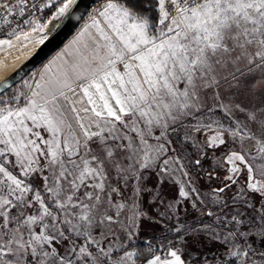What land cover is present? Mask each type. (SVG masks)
Here are the masks:
<instances>
[{
  "label": "snow or ice",
  "instance_id": "6c2138e0",
  "mask_svg": "<svg viewBox=\"0 0 264 264\" xmlns=\"http://www.w3.org/2000/svg\"><path fill=\"white\" fill-rule=\"evenodd\" d=\"M75 4L0 0V14L10 24L9 16L23 17L27 8H54L46 23L23 21L43 32L48 24L56 27L53 22L68 16ZM89 19L71 44L81 45L85 35L90 43L76 48L73 61L65 58V48L45 67L50 72L61 61L54 78L45 80L42 74L43 84L28 85L30 95H0V264H135L139 254L113 249L115 233L101 230L116 224L130 238L137 218L146 215L135 200L130 206L116 202L120 188L113 178L126 183V174L135 170L125 165L131 158L126 151L146 149L157 157L175 153L169 134L182 128L184 143L192 133H213L203 145H193L202 156L229 140L256 149L241 147L226 156L224 163L232 167L211 190L212 208L205 206L203 213L215 225L175 228L182 245L189 243L185 232H206L225 247V255L216 258L221 264H264V247H254L256 236L264 246V0H104ZM14 33L15 28L8 36ZM3 44L11 47L10 40H0ZM240 95L254 106L226 98ZM25 96L27 103L18 106ZM217 111L225 118L243 113L247 123L225 127L214 119ZM149 138L157 144L150 145ZM180 159L174 162L187 177ZM168 163L163 160L161 172H167ZM194 163L202 166L201 158ZM244 173V185L229 196ZM188 184V190L180 184L178 196H194L203 204ZM134 191L139 195L142 189L137 185ZM254 194H259L257 203L251 202ZM129 208L131 217L122 221ZM157 252L151 251L144 264H188L180 248L166 245Z\"/></svg>",
  "mask_w": 264,
  "mask_h": 264
},
{
  "label": "rangeland",
  "instance_id": "374dc122",
  "mask_svg": "<svg viewBox=\"0 0 264 264\" xmlns=\"http://www.w3.org/2000/svg\"><path fill=\"white\" fill-rule=\"evenodd\" d=\"M54 11H55V9L51 10L48 15H43L41 18H39V20L46 23L48 20L51 19V16H52ZM61 20L62 19L54 21L53 23L57 26ZM32 28H33V25L30 24L28 27H26L23 30H20L19 32L13 34L12 36L0 38V40H5V38L13 40L17 36H19V34H25L28 32L32 33V35L30 36L31 38L29 37V38L19 42L15 46L9 47L8 49H6V51L7 52L17 51V50H20L21 48H24L25 46H28L30 44L31 45L34 44L36 47L37 44L41 41L42 37L45 38L52 30L55 29V27L53 28L52 24H48L47 27H45V29L43 30V32H41L39 30L33 31ZM49 29H52V30L49 31ZM26 75L22 79H20L16 83H14L7 90L2 92L0 95H2L4 99H8L13 94H16V93L18 94L19 91L23 88V83H24V80L26 78ZM260 97H261V99H264V93H261ZM226 98L231 99L234 102L242 103L243 105H245L248 108H252L254 106L251 99L247 95L227 96ZM16 103L18 106H20L18 104V101ZM256 106H259V101L256 102ZM214 119H221V122L224 124L225 127H228L229 125H235L236 122H240L241 124L247 123L246 116L240 112H236L234 117L225 118L224 114L222 112L217 111ZM249 127H251L253 131H256L255 125L249 124ZM184 131H185V129L182 128L179 131V133H170L169 138L175 141V137H179V138L182 137L184 135ZM211 134H213V133H211V132L192 133V135L190 136V138L188 139L187 142L190 143L191 145H197V142H199V145H203L206 136L211 135ZM134 143H135V146L137 148H140V145L138 142H134ZM228 143H229V145L227 147L228 151H224L222 154L214 153L213 157H212V161H215L217 163V165H218V162L222 165L221 167H217L220 170H211L209 168L203 169L206 176H208L209 172L213 173L212 178L216 179V181L219 182L218 183L219 186H220L221 178L224 175L228 174L227 169L232 167V165L224 163L226 156L228 154H230L231 151H239L241 147H243L245 149V151H251L253 153L256 151L255 147H252L251 149L249 148L248 142H245L243 145H241L239 143V141H237L236 143H232V141L229 140ZM149 144L155 146L157 144V142L154 139L149 138ZM196 149L201 151V148L199 146H196ZM145 151H147V154L149 157L148 159H144ZM184 153H185L184 151L181 152V154H184ZM124 155L131 157L129 160L125 161V165L131 166L135 170H134V172H132L130 174H126L127 175L126 183L124 180H119V182L117 183L115 178H113V186H118L120 188V194L116 196V202L127 203L130 206L133 200L136 201V203L138 205L137 210L139 212L146 214L143 218H140V217L137 218L136 223L138 225H139L140 220L143 222H149V223L155 224L157 222L167 221L169 219L174 218L172 220L174 222L175 221V209H176V207H173L172 209L169 210L167 206L169 204L174 203V201L177 199L172 198V193L170 190H172V192H174V194L178 195V189H179V186L181 183L184 184L185 190H188V188H189L188 181L189 180L191 181L190 186L195 187L197 189V186L194 184L195 179L190 178V177H192L190 175V173L188 172L189 175L187 177H184L182 172L179 171V165L174 162V158L178 156L177 153L176 152L173 153V152L169 151V152L164 153V154L160 155L159 157H157V155L154 151L142 149L136 154H133L131 152L126 151V152H124ZM164 159H169V163L166 166L168 169L167 172H161L160 171V169L162 167H165L163 165ZM257 163H260V161H257ZM140 164H148L149 166L147 168H140L139 167ZM180 164H182L181 161H180ZM184 170H185V168H184ZM245 176H246V173L241 175L239 183L237 185L233 186L231 192L228 193L229 196L232 193H234L239 187L244 185V183H245L244 177ZM137 185H139V187L143 191V192L141 191L139 195H137L136 192L134 191L135 188L137 187ZM167 188L169 189L168 192L166 191ZM211 190L212 189H208L210 197H211ZM197 191H198V189H197ZM142 194H144L146 197V204L151 205V210H148V207L145 204L143 205L141 203L142 202L141 201ZM254 196L256 197V195H254ZM157 197H159V199ZM258 197H259V194H258ZM189 199H190V203H192V198L190 197ZM211 200H212V197H211ZM258 200H260V197L258 198ZM161 201H163V203H161ZM257 207H259V204L257 205ZM131 215H132V213H131L130 208L126 209L121 214L120 219L122 221H125L129 217H131ZM137 229L138 228H133L131 230L132 234H131V237L129 238V237H127L126 233L120 231L119 225H116V224H113L110 226L101 225V230L104 231L105 233H108V232H114L115 233L114 236L110 237L111 246L113 247V249L121 248L125 245L126 242L135 238V236L137 235ZM253 231H255V229H253ZM203 233L205 236H209L208 233H206V232H203ZM219 233L221 235L226 234V233H221V232H219ZM116 237H119V238L117 239ZM258 238H260V237L259 236L254 237V241H256ZM172 247H174V246H172ZM262 247H264V246H261V248ZM123 250L134 252L133 249H123ZM225 253H226V250L224 247L223 248V256L225 255ZM158 254H161V252ZM118 255H122V251L119 252ZM145 260H143L140 264H144ZM219 262L221 263V261H216L215 264H217ZM129 264H131V261L129 262ZM237 264H239V262H237Z\"/></svg>",
  "mask_w": 264,
  "mask_h": 264
},
{
  "label": "trees",
  "instance_id": "16d2710c",
  "mask_svg": "<svg viewBox=\"0 0 264 264\" xmlns=\"http://www.w3.org/2000/svg\"><path fill=\"white\" fill-rule=\"evenodd\" d=\"M52 9H46L43 15H48ZM228 145L229 143L217 148L205 149L207 155L202 156L201 151L197 150L196 147L188 142H182L179 137H175V144L173 147L177 149L176 153L181 157L180 161L184 165L185 170L192 176L190 178L195 179L194 184L197 186L198 192L204 203L201 204L199 201H196L194 196L191 197L192 203H190V199L184 200L170 190L172 198L181 201L175 209V221L173 222L172 220L174 218H172L154 224L140 220L135 238L129 240L123 247L118 249H133L135 253H138V258H133L135 264H140L143 260L149 258L151 251L160 249V252H163V246L166 245L180 248L188 257V264H192V261H197V264H204L205 260L210 262V264L213 261H220L216 258L223 256L224 247L222 243L211 240L209 236H205L203 232L194 234L189 231L184 234V238L187 239L189 243L187 246H183L175 228L179 227L183 231L184 229L191 228L200 229L202 225H215L214 218L208 217L203 213L207 208H212V200L208 189L218 187L219 182H217L216 179H210L209 176H206L203 169L220 170L217 168V163L212 161V157L214 153L222 154L224 151H228ZM182 151L185 153L181 154ZM196 158H201L202 166L195 165L194 160ZM166 191L168 192L169 189L167 188ZM143 195L144 194H142L141 199L142 202H140L143 205L145 204L148 210H151V205L146 204V197ZM254 195H256V197L253 196L252 203H257V201H259L258 194ZM194 201L197 205L195 208L192 206ZM205 206H207V208ZM217 231L225 233V230L220 228H217ZM261 246L260 238H258L254 242V247L259 250ZM160 252H157V254ZM217 264L221 263L219 262Z\"/></svg>",
  "mask_w": 264,
  "mask_h": 264
},
{
  "label": "water",
  "instance_id": "95a60500",
  "mask_svg": "<svg viewBox=\"0 0 264 264\" xmlns=\"http://www.w3.org/2000/svg\"><path fill=\"white\" fill-rule=\"evenodd\" d=\"M101 0H76L70 14L58 23L34 50L11 72L0 80V94L22 79L29 71L54 51L76 28L88 10Z\"/></svg>",
  "mask_w": 264,
  "mask_h": 264
},
{
  "label": "crops",
  "instance_id": "0c3cea01",
  "mask_svg": "<svg viewBox=\"0 0 264 264\" xmlns=\"http://www.w3.org/2000/svg\"><path fill=\"white\" fill-rule=\"evenodd\" d=\"M104 2V0H101L100 2L95 3L91 9L88 10L84 18L78 23L76 28L72 31V33L54 50L52 51L48 56H46L41 62H39L34 68H32L29 73L26 75V78L23 83V88L19 91H23L27 93L28 95L31 94L32 89H35V84L37 81L40 83H44V81L40 80L41 75L43 74L45 77V80L54 78L56 74H58V68L57 65L61 63V61L57 60L55 64L52 65L50 72H45V67L49 65L50 61H53L54 58L57 57L58 54L64 53L65 48H68V53L65 56V58L71 62L77 57L76 48L81 47L84 42L90 43L88 40V36L85 35L82 38L81 45H72L71 42L74 40V38L77 36V34L81 31L82 28L85 27L86 24H89L90 21V15L95 12L96 9L100 7V5ZM90 32L95 34V29H89ZM71 45V46H70ZM27 82V83H26ZM32 85V89L28 87V85ZM17 94V93H16ZM27 103V96L20 97L18 104L20 106H24Z\"/></svg>",
  "mask_w": 264,
  "mask_h": 264
},
{
  "label": "bare ground",
  "instance_id": "6f19581e",
  "mask_svg": "<svg viewBox=\"0 0 264 264\" xmlns=\"http://www.w3.org/2000/svg\"><path fill=\"white\" fill-rule=\"evenodd\" d=\"M31 35L32 33L28 32L27 38H29ZM27 38H25L24 34H19V36H17L13 40L7 38H5V40H10L11 47H13ZM8 48L9 46L7 44L0 45V80L14 68H16L34 50L35 45L30 44L28 46H25L24 48H21L20 50L12 52H7L6 49Z\"/></svg>",
  "mask_w": 264,
  "mask_h": 264
},
{
  "label": "built area",
  "instance_id": "2783aa9c",
  "mask_svg": "<svg viewBox=\"0 0 264 264\" xmlns=\"http://www.w3.org/2000/svg\"><path fill=\"white\" fill-rule=\"evenodd\" d=\"M35 2L39 5L41 0H35ZM43 3L47 4L48 0H43ZM46 9H48V8H39V10L27 8L25 15L23 17L16 16L15 18H13V17L9 16L8 21H11L10 24L8 22L4 21L2 19V14H0V38L7 37L8 32L12 31L13 28H15V33L19 32L20 30L25 29L26 27H28L31 24V23L24 24L23 21L25 19H28L30 21L34 20V19H39L43 16ZM52 10H54V8Z\"/></svg>",
  "mask_w": 264,
  "mask_h": 264
}]
</instances>
